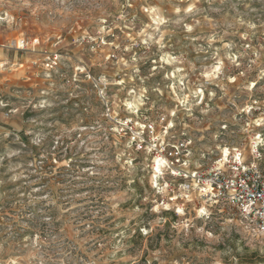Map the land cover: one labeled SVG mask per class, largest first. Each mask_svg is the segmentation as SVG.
Masks as SVG:
<instances>
[{
    "label": "clouds",
    "instance_id": "clouds-1",
    "mask_svg": "<svg viewBox=\"0 0 264 264\" xmlns=\"http://www.w3.org/2000/svg\"><path fill=\"white\" fill-rule=\"evenodd\" d=\"M0 264H264V0H0Z\"/></svg>",
    "mask_w": 264,
    "mask_h": 264
}]
</instances>
